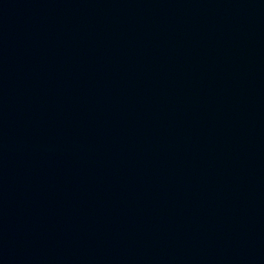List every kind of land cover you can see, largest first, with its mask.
I'll return each mask as SVG.
<instances>
[{"label":"water","instance_id":"95a60500","mask_svg":"<svg viewBox=\"0 0 264 264\" xmlns=\"http://www.w3.org/2000/svg\"><path fill=\"white\" fill-rule=\"evenodd\" d=\"M0 110L264 137V0H0Z\"/></svg>","mask_w":264,"mask_h":264}]
</instances>
